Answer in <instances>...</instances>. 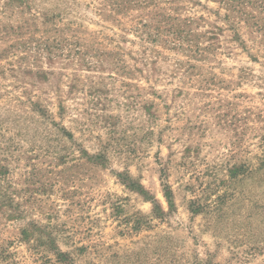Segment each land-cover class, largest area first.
I'll return each mask as SVG.
<instances>
[{"label": "rangeland", "instance_id": "obj_1", "mask_svg": "<svg viewBox=\"0 0 264 264\" xmlns=\"http://www.w3.org/2000/svg\"><path fill=\"white\" fill-rule=\"evenodd\" d=\"M0 264H264V0H0Z\"/></svg>", "mask_w": 264, "mask_h": 264}]
</instances>
